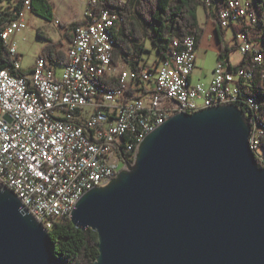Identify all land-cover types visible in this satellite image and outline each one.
Instances as JSON below:
<instances>
[{"label":"built area","instance_id":"2783aa9c","mask_svg":"<svg viewBox=\"0 0 264 264\" xmlns=\"http://www.w3.org/2000/svg\"><path fill=\"white\" fill-rule=\"evenodd\" d=\"M231 1H240L247 21L230 13ZM98 2L89 0L86 17L67 50L72 64L65 65L61 74L58 63L43 55L30 73H20L21 58L12 35L31 12L32 0L25 1L18 17L0 25V37L14 60L0 68V184L16 193L47 229L50 222L70 219L88 190L108 185L119 171L133 165L141 142L170 116L211 104H235L240 109L245 105L252 110L240 96L241 81L249 79L251 85L252 72L264 76L263 64L257 61L259 47L240 30L234 32L236 43L242 58L251 54V60L240 68L217 61L209 82L193 80L198 49L194 36L175 42L179 49L167 60L154 58L151 65L142 61L136 68L124 64L119 75L111 73L115 46L105 45L102 35L104 21L119 15L105 8L97 11ZM254 10L253 1L226 0L218 11L220 25L233 30L257 23ZM88 50L101 57V64L95 65L97 77L115 76L127 96H104L83 81ZM262 135L263 130L250 137L257 145ZM256 145L251 147L263 159ZM120 149L127 155L123 157Z\"/></svg>","mask_w":264,"mask_h":264},{"label":"water","instance_id":"95a60500","mask_svg":"<svg viewBox=\"0 0 264 264\" xmlns=\"http://www.w3.org/2000/svg\"><path fill=\"white\" fill-rule=\"evenodd\" d=\"M235 104L179 112L133 165L88 190L71 222L98 234L91 264H264V166ZM47 228L0 184V264H67Z\"/></svg>","mask_w":264,"mask_h":264},{"label":"trees","instance_id":"16d2710c","mask_svg":"<svg viewBox=\"0 0 264 264\" xmlns=\"http://www.w3.org/2000/svg\"><path fill=\"white\" fill-rule=\"evenodd\" d=\"M26 0H0V25L18 15L24 9ZM226 4V0H99L96 10L103 8L117 13L119 17L115 20L118 24L117 29H113L111 35V45L115 46L112 56V66L127 64L130 67H138L144 59L145 53L149 51L147 42L151 43L157 50L155 60H167L170 55L179 49L175 42H182L189 36H194L196 45L200 43L204 34V28L200 24L198 8L203 6L207 13L215 21L218 40L221 44V50L217 54V61L231 63L229 55L235 49H239L238 44L230 46L224 43L226 30L221 27L218 18V11ZM255 19L257 23L238 25L234 27V32L244 31L248 34L253 26L261 33V38L256 44L263 57L264 67V0H254ZM31 12L44 16L45 19L53 18V6L50 0H32ZM120 18V21H119ZM247 20V14L241 16L240 21ZM73 21L68 25H63L65 34L60 41H53L51 38L44 36L42 31L37 35L44 37L48 42L41 50L45 58L56 62L59 65H65L69 62L67 50L74 41L76 28L83 23ZM67 40L69 46L64 49L63 40ZM251 60V54L245 55L235 67H244ZM14 62L9 50L3 39L0 37V68L8 67ZM20 73H27L21 70ZM103 79V86L109 88H123L119 86L118 79L113 76ZM243 81H247L243 83ZM127 96V89H124ZM133 91V89H132ZM240 94L244 100L249 102L250 98L256 99V106H242L252 120L253 130L258 128L263 135L259 138L257 150L263 157L257 156L258 162L264 166V76L260 73H253L252 83L249 79H242L240 84ZM251 104V103H250ZM252 105V104H251ZM256 155L257 151L254 150ZM120 154L124 156L127 153L120 149ZM52 241L53 252L67 262V264H91L99 256L97 245L99 244L98 234L92 229L83 230L76 227L69 218L59 220L55 223L54 228L48 230Z\"/></svg>","mask_w":264,"mask_h":264},{"label":"rangeland","instance_id":"374dc122","mask_svg":"<svg viewBox=\"0 0 264 264\" xmlns=\"http://www.w3.org/2000/svg\"><path fill=\"white\" fill-rule=\"evenodd\" d=\"M56 2L55 5L58 6V8H62L61 10V21H63V24L60 25L58 22L54 21H47L45 20V17H42L40 15H37L35 13H31L30 11L26 12L25 18H23V21L21 22L20 27L17 29L15 33H13L12 37L17 41V52L20 56V66L23 71H26L30 73L32 69L34 68V65L36 63L37 57L41 54L42 48L45 47L47 44V40L44 37H40L37 35L38 31H42L44 36H47L51 38L54 41H60L63 36L62 32L65 30L62 26L66 25L65 22L70 19L69 14H65V6H61L62 0H54ZM254 1V0H249ZM198 16L200 22H205L206 20V13L203 6H200L198 8ZM242 21H247L246 19H243ZM232 29L227 30L226 38L224 39L225 44H229L230 46L236 44L238 42L237 38L233 36ZM250 37L254 39V44H258V40L261 38V33L258 31L255 26L252 27L249 31ZM64 42V49H67L69 46V43L67 40H63ZM147 46L149 51L145 53L144 59L147 61L148 65H151L154 61V58L156 57V48L147 42ZM217 52L215 50H205L202 49L200 53L197 56L196 60V68L193 71V80L195 82L202 81V82H209L212 76V70L215 68L217 64ZM242 53L239 51V49H235L231 52L229 55V60L232 64H237L242 59ZM124 64H121L120 66H117L115 68H111L110 72L114 74H120V72L123 69ZM64 65H56V70L59 74L63 72ZM124 166L123 161L120 162V169H122Z\"/></svg>","mask_w":264,"mask_h":264},{"label":"bare ground","instance_id":"6f19581e","mask_svg":"<svg viewBox=\"0 0 264 264\" xmlns=\"http://www.w3.org/2000/svg\"><path fill=\"white\" fill-rule=\"evenodd\" d=\"M246 9L242 8V5L240 1H231V9L230 13L234 15L235 18L240 20L241 16L246 14L245 12ZM254 17H255V11H254ZM115 20H117V17H111L110 22H105L104 21V28H103V35L102 38L105 40V45L112 46L111 45V35L112 31L115 28ZM260 53V49L258 50V55H257V61L262 62L263 57ZM72 64V58L69 57V62L68 64L65 65H71ZM101 64V57L98 55V52L95 50H88V62L83 64V71H84V80L90 86L91 88H96L97 91H103L105 92L104 96H126V93L124 92L123 88H105L103 86L102 80L103 77H97V71H96V66L95 65H100ZM64 65V66H65ZM253 76V72H252ZM247 80V79H245ZM247 81H243V83H246ZM241 96V94H240ZM256 99L250 98L249 102L252 104L253 107L256 106ZM215 105L219 104H211V106L205 105V107L209 108ZM205 107H199L196 108L194 111H191V113H194L200 109H203ZM251 120V118H250ZM252 124V123H251ZM253 130V126H252ZM251 130V133H258L260 132L258 128H256L253 132ZM250 142L251 146L256 145V138H251L250 137ZM142 143V142H141ZM259 145V138L257 139V147ZM263 158V157H262ZM57 222V221H56ZM55 223L50 222L49 229L54 228ZM47 229V230H49Z\"/></svg>","mask_w":264,"mask_h":264},{"label":"crops","instance_id":"0c3cea01","mask_svg":"<svg viewBox=\"0 0 264 264\" xmlns=\"http://www.w3.org/2000/svg\"><path fill=\"white\" fill-rule=\"evenodd\" d=\"M50 1L53 6V18L51 20H47V19L45 20L49 22L51 21L58 22L60 23V25L63 24V21H61L62 18L60 17L61 16L60 12L62 11L61 9L63 7L58 8V6L55 5L56 2L54 0H50ZM60 5L61 6L66 5L64 12L65 14H69L70 16V19L65 22V24L68 25L73 21L77 22V21H81L85 19L86 12L88 10L89 0H62V3ZM205 13H206V20L205 22L200 23L202 27L204 28V34L198 45L196 57L198 56V54L200 53L202 49L215 50L218 54L221 50V44L218 40L219 38H218L217 29L215 25L216 23L213 20L212 16H210L206 10H205ZM63 34H65V30H63L62 32V36ZM226 34H227V30H226ZM233 34H234V31H233Z\"/></svg>","mask_w":264,"mask_h":264}]
</instances>
